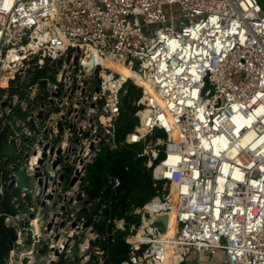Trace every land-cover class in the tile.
Returning <instances> with one entry per match:
<instances>
[{
  "label": "built area",
  "instance_id": "obj_1",
  "mask_svg": "<svg viewBox=\"0 0 264 264\" xmlns=\"http://www.w3.org/2000/svg\"><path fill=\"white\" fill-rule=\"evenodd\" d=\"M127 105L134 125L118 140ZM6 145L12 168L33 180L17 201L67 188L63 198L74 200L88 231L81 264H107L117 243L127 246L122 264H183L192 252L221 253L220 264H264L262 5L0 0V150ZM122 150L146 157L142 167L161 187L123 209L121 182L106 173L90 200L92 166ZM7 160L0 152V174Z\"/></svg>",
  "mask_w": 264,
  "mask_h": 264
},
{
  "label": "rangeland",
  "instance_id": "obj_2",
  "mask_svg": "<svg viewBox=\"0 0 264 264\" xmlns=\"http://www.w3.org/2000/svg\"><path fill=\"white\" fill-rule=\"evenodd\" d=\"M259 2L264 9V0ZM174 13L178 14L176 7ZM49 81L51 85L57 84L55 79ZM37 99L39 102L46 98L40 96ZM132 99L130 96L127 103ZM130 109V106L126 108L125 114L129 118L123 125L135 121L134 115L129 114ZM0 152L8 157L7 164L1 168L0 189L2 191L6 188L11 189L16 198L20 188H32L33 180L27 178L24 172L12 168L11 146H4ZM60 188L62 190L60 189L59 196L49 200L34 195H28L29 199L25 201L14 199V203L17 204V215L10 219L9 225L17 232V242L7 257V264H51L52 260H55L57 250H60V254L56 264H60L61 261L65 264H81L84 257L89 254L84 252L82 246L88 240V231L81 229V220L79 221V217L84 215L76 211L78 207L73 204V199L63 198V193L67 191L65 185Z\"/></svg>",
  "mask_w": 264,
  "mask_h": 264
},
{
  "label": "trees",
  "instance_id": "obj_3",
  "mask_svg": "<svg viewBox=\"0 0 264 264\" xmlns=\"http://www.w3.org/2000/svg\"><path fill=\"white\" fill-rule=\"evenodd\" d=\"M133 113L134 109L130 110L129 114ZM128 118V115L124 114L117 123L116 136L118 140H121L124 134L133 128L134 122L123 125V122ZM133 158L134 154L131 150H122L121 152L98 159L92 166L89 174L91 183V188L88 190L89 199L94 200L100 196V192L105 186V175L107 172L117 177L121 182L120 189L124 191V194L121 196L119 204L122 205L123 209L127 207L128 199H137L138 205L150 199L161 186L155 187L149 172L142 167V163L146 160V157L135 161ZM125 167H128V171L125 170ZM14 199L15 195L11 189L6 188L2 195H0V264H7V257L13 251L17 240L14 229L7 227L4 223L6 217H14L17 214ZM126 254L127 246L122 243L115 244L109 252L107 264H122L126 262ZM60 264L65 263L61 261Z\"/></svg>",
  "mask_w": 264,
  "mask_h": 264
},
{
  "label": "bare ground",
  "instance_id": "obj_4",
  "mask_svg": "<svg viewBox=\"0 0 264 264\" xmlns=\"http://www.w3.org/2000/svg\"><path fill=\"white\" fill-rule=\"evenodd\" d=\"M102 64L106 68L113 70L114 72H117L118 74L122 75L124 78L134 77V74H132V72L128 68H126L125 66H123L117 62H113L111 60L104 59V60H102ZM137 84L139 86L145 88L146 90H149L148 84L146 82H144L143 80L139 79ZM174 232H175L174 220H173V216L171 214L169 216V225H168V229L166 232V236L171 237V236H173Z\"/></svg>",
  "mask_w": 264,
  "mask_h": 264
},
{
  "label": "crops",
  "instance_id": "obj_5",
  "mask_svg": "<svg viewBox=\"0 0 264 264\" xmlns=\"http://www.w3.org/2000/svg\"><path fill=\"white\" fill-rule=\"evenodd\" d=\"M223 259V255L221 253L212 256L209 253L192 252L186 257L183 264H220Z\"/></svg>",
  "mask_w": 264,
  "mask_h": 264
},
{
  "label": "water",
  "instance_id": "obj_6",
  "mask_svg": "<svg viewBox=\"0 0 264 264\" xmlns=\"http://www.w3.org/2000/svg\"><path fill=\"white\" fill-rule=\"evenodd\" d=\"M90 65L91 66L93 65L92 60H90ZM55 165L56 164H54L53 167H55ZM37 177H38V175H35V178H37ZM74 183H75V180H72L71 183L69 184V186L72 187L74 185ZM78 200H80V198H78ZM84 227H86V225ZM59 254H60V250L55 251V260H52L51 264H56L57 263V259L59 257Z\"/></svg>",
  "mask_w": 264,
  "mask_h": 264
}]
</instances>
